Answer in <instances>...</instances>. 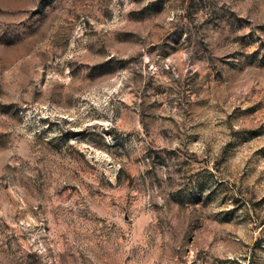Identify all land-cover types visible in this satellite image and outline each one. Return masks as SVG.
<instances>
[{"label":"rangeland","instance_id":"374dc122","mask_svg":"<svg viewBox=\"0 0 264 264\" xmlns=\"http://www.w3.org/2000/svg\"><path fill=\"white\" fill-rule=\"evenodd\" d=\"M0 264H264V0H0Z\"/></svg>","mask_w":264,"mask_h":264}]
</instances>
